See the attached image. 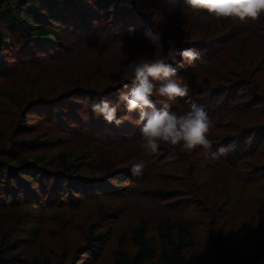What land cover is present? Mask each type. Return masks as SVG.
<instances>
[{"label": "trees", "instance_id": "1", "mask_svg": "<svg viewBox=\"0 0 264 264\" xmlns=\"http://www.w3.org/2000/svg\"><path fill=\"white\" fill-rule=\"evenodd\" d=\"M92 1L97 3L92 9H89L85 5L82 8L77 7L78 0H0V27L2 25L6 29L5 31L0 30V67L6 66L5 61L10 57L13 59L10 63H14L16 60L19 61L17 63L26 61L27 64L38 67L33 78L28 79L32 85L29 89L25 87L27 95L23 92L24 90H19L17 96L7 93L0 96V119L14 120L20 124L14 138L4 139L0 136V206L3 205L1 199L13 201L11 206L0 207V264H95L102 258L112 241H115V247L111 250L114 264H264V217L256 226L253 224L251 226L243 219L242 215H240L241 221L235 229V234L219 235L218 241H214L212 238L210 245L202 247L203 250H200L198 245L196 246L197 237L192 231L190 222L163 217L156 222L153 232L150 221L144 219L131 230H123L117 234L116 238H114V229L111 226L103 225V222L100 221H92L87 224L84 244L75 251V253L80 252L83 256L71 263L68 261L72 257V249L68 244L50 246L47 255L43 253L38 256L30 255L29 250L34 245L38 232L36 230L29 231L27 226L38 219L29 215L27 210L26 212L23 210L28 202L23 203L19 198V192L22 189L33 198L47 197L48 201L44 204L49 203L48 207H55L54 204L59 202L57 196L51 199L49 195L36 193L32 190V184L36 182L37 187L43 185L40 188L43 193L50 191V186L59 187L58 185L61 184L60 207L65 205L64 209L67 207L74 209L76 206L70 204L71 201H65L66 196L68 200H79L77 199L79 191L83 192L82 197H84L89 190H92L91 192L101 190L103 196H112L120 190L133 188L137 179L139 181L146 174L145 167L142 176L139 178L133 176L128 168H117L113 164V159L109 157L86 161L77 167H70L67 164L68 156L65 153L58 156L56 167V160H35V157L31 156V151L33 148L39 147L38 134L31 131V135L36 139L27 136L26 131L29 132L31 126L22 125L25 117L22 114L30 111L31 106L35 103L48 102L50 105H55L53 112L57 111L59 115H62L63 108L66 106V104H61L64 99L82 103L81 101H91L95 98L94 88L86 86L87 83L83 79L85 76L77 74L71 67L62 65L66 64L65 61L77 50L86 49L84 41L88 44L87 49L96 48V52L110 49L109 36L103 38L104 40L101 42L94 41L93 25L101 15H107L109 19L115 18L117 21L125 20L124 34H120L124 36L125 43L132 44V48L137 54L136 61L126 59L129 73L126 80H129L131 75L129 65L132 62L157 58L154 55V48L144 38L146 29L163 33L165 52L168 48L167 41L171 39L175 41L178 49L192 48L201 54L206 62H194V64L200 65L198 70H193L192 64L179 57L175 62L169 61V63H173V67L177 71L178 82L183 84H187L183 81L186 78L191 81V85L195 81L202 82L199 80L202 77L212 80L210 83L213 88L209 90L210 93L194 89L193 93L189 92V96L204 106L213 121L214 127L211 129L209 137L214 142L213 151L221 146L228 148L227 155L218 159V164L222 162L227 168L224 180L232 189L239 190L234 201L244 199L255 204L264 201V182H261L263 184L260 187L261 200L257 197L256 183L260 180L257 179L259 176L256 175V171L259 166L253 164L249 167L247 165L249 161L245 160L248 157L257 156L264 158V124H250V126L242 127L240 124L243 122L234 121L235 118L248 116L254 110L264 111V79L262 78L264 69L255 72V62L259 61L255 57H250V51L241 47L238 57H236V52H230L227 47L228 41L232 38L223 37L227 31L234 27L238 30L236 34L238 36L246 37V33H248L262 40L264 26L260 23H264V15L256 22L241 23L231 19V21L217 22L204 10L193 11L188 8L185 0H151L148 4H142L140 0H132L134 3L129 0ZM81 4L83 5V2ZM82 11L88 15L90 24L86 21L81 22L79 17L78 20L75 19L78 12ZM58 19L60 21L62 19L63 23L61 24L69 27V31L79 29L80 25L87 23L86 32L79 35L80 41L84 43L74 46L71 50L64 42L61 46L60 40H62L63 33L59 34L53 25V22ZM196 21L207 25L206 32L200 41L194 39L200 27ZM220 22H232L233 24L225 31V27L221 26L219 29ZM108 29L109 26L102 28L105 33H108ZM129 29H134V32L130 33ZM69 35H73L72 32ZM184 41L186 44H182ZM136 43H139L138 47ZM143 43L145 44L143 45ZM33 56H37V60L43 59L31 61ZM59 66H62L61 71L58 80H55L46 70ZM105 94L109 95L112 92L107 90ZM114 97L118 98V96ZM178 99L181 103L183 102V105L186 104L184 101L187 97ZM184 106L185 109L182 111H179L178 107L173 104L171 108L179 113L188 109L187 104ZM70 113L73 118H79L82 115L81 108L77 107L70 110ZM52 118H55V115ZM99 123L98 126L103 128V133L98 139L100 143H107L111 149H119V146H124V143L119 144V141L124 139V126H122L124 123L119 127L108 124L106 121ZM0 124L8 123L0 120ZM216 129L221 130L224 137L216 139L214 137ZM228 129L232 131L227 132ZM107 130L110 132L107 133ZM21 135L26 136L21 137ZM84 168H87L91 175H84ZM261 177H264V170L261 172ZM107 178L116 181L114 188L110 187ZM181 187L186 191L194 192L191 199L197 195L195 190L188 189L190 187L188 182ZM249 188H251L254 198L250 197ZM174 191H161L156 195L159 198H168ZM210 199L213 201L214 196ZM202 201L204 202L206 199H202ZM19 202L21 204L18 205ZM38 202L40 203L41 199ZM198 204L200 206V203L195 204L192 201L189 207L196 211ZM210 213L213 215V212L210 211ZM238 217L239 215H234L229 222L223 223L226 224L224 228L233 224ZM218 224H220L219 221ZM129 243L134 246L133 252L128 249ZM61 248L64 249L59 252ZM208 250L209 252L206 253ZM240 255H244V258L240 259Z\"/></svg>", "mask_w": 264, "mask_h": 264}, {"label": "rangeland", "instance_id": "2", "mask_svg": "<svg viewBox=\"0 0 264 264\" xmlns=\"http://www.w3.org/2000/svg\"><path fill=\"white\" fill-rule=\"evenodd\" d=\"M150 1L140 0L142 4H148ZM81 2H83V5ZM129 2L134 3L132 0H129ZM96 3V1L92 0H78L77 7L82 8L85 5L87 8L92 9ZM78 17L81 22L86 21L90 24L88 15L83 11L78 12L75 19L78 20ZM124 21V19L117 21L115 18L109 19L107 15H101L99 20L93 25L95 33L94 41L99 40L101 42L104 40L103 38L109 36L111 41L110 49L104 48L108 51L96 52V48L87 49L88 44L84 41L86 49L77 50L76 53H73L65 61L66 64L62 65L64 67H71L75 69L77 74L85 76L83 79L87 83L86 86L94 88L95 98L91 101H81L82 103L72 102L71 99H64L61 104H66V106L63 108L62 115H59L57 111L53 112L55 105H50L48 102L35 103L31 106L30 111L22 114V116H25L22 125L27 127L31 126V129L28 128L30 133L28 130L26 131L27 136L36 139L31 134L32 132L38 134L39 147H35L31 151V156L35 157V160H56V167L58 164V156L61 153H65L68 156L66 159L67 164L70 167H77L86 161H96L109 157L113 159V164L117 168H128L130 170L134 162L143 159L146 161V174L139 181L137 179L134 184L136 189H133L134 187L123 189L112 196H103L101 190H96L95 192L89 190L84 197H82L83 192L79 191L80 193L77 194V199L79 200H68L66 196L64 198L65 201H71L70 204L76 206L74 209L70 207L64 209L65 205L60 207L59 202L62 201L61 184L58 185L59 187L50 186V191L47 193H43L40 190L43 185L37 187L36 182L32 184V190L36 193L46 196L49 195L51 199L57 196V201L59 202L54 204L55 207H48L49 203L44 204L48 201L47 197L33 198L22 189L19 192V198H21L23 203L28 202L25 205L27 209L24 208L23 210L25 212L27 210L29 215H33L38 219L27 226L29 231L36 230L38 232L37 237L35 236V243L29 250L31 256H38L41 253L47 255L50 246L68 244L72 249V257L68 263L81 259L83 255L80 252L75 253V251L80 245L84 244L88 227L87 224L92 221H100L103 222V225L111 226L114 229V238H116L117 234L123 230H131L144 219L150 221L152 232L156 222L160 218L170 217L177 220L182 219L185 222L191 223L192 231L195 237H197L196 246L198 245L199 249L203 250L202 247L209 246L212 238L214 241H218L220 239L219 235L228 236L231 233L235 234V229H237L241 221L240 215L251 226L252 224L256 226L261 218L264 217V201L259 204L251 203L249 200L244 199L234 201L236 194L238 196L239 190L232 189L224 180L227 170L226 165L222 162L218 164L219 160L213 161L210 158L206 159L202 149L197 148L191 154L181 151L180 147H176L173 150L166 144H161L158 152L154 154L146 153L140 149L139 143L141 141V135L139 131L140 125L137 123L139 119L137 112L127 113L121 111L118 114L124 120V124L122 125L124 126V139L119 141V144L124 143V146H119V149H111V146L107 143H100L98 141L99 136L103 133V128L98 126V124L101 121L105 122V120L103 117L97 116L91 111V102L102 98L123 108L122 103L114 96H118L119 92L126 91L123 88L124 83L128 84L129 89L132 87L130 80H126L129 76L126 59H134L136 61L137 54L134 52L132 44L125 43L123 40L124 36L120 34H124ZM61 23H63L62 19L61 21L58 19L53 22V25L57 29L56 31L59 34L63 33L62 40H60L61 46L64 42L69 47V50H71L74 46L84 43L80 41L79 35L86 32L87 23L80 25L81 27L79 29H71L70 31L69 27L68 29ZM196 23L200 27L194 39L200 41L206 32L207 25L201 21H196ZM220 23L216 25L219 26V29L221 26L225 27V31L233 24L232 22ZM251 24L254 25V23ZM260 25L264 26V23L262 22ZM106 26H109L108 33L102 30ZM236 27L239 26L236 25ZM0 28H3L0 30H6L2 25ZM71 32L73 35H69ZM237 32L238 30L233 27L223 35L224 38H232L228 41V50L230 52L235 51L236 57H238V51L241 47L246 51H250V57H255L259 61L258 63L255 62L254 71L257 72L259 69H264V38L261 40L248 33H246V38L243 35H236ZM246 39L249 41L244 42ZM138 44L136 43V46ZM182 44H186V41L182 42ZM130 52H133V54H130ZM41 59L43 58L37 60V56H33L31 61H40ZM12 60V57L8 58L5 61L7 65L0 67V96L6 93L10 95L16 94L17 96L19 90H24L23 92L27 95L25 89H29L32 85L28 79L33 78L35 72L38 71V67L37 65L27 64L26 61L17 63L19 61L16 60L14 63H10ZM62 66L54 69L49 68L46 71L52 78L58 80ZM191 68L198 70L200 65L192 63ZM262 78L264 79V73L262 74ZM199 80L204 84L195 81L191 85V81H188L187 78L183 79L188 84L189 92L192 91L193 93V90L197 89L198 91H207L206 93H210L209 90L213 88V85L210 83L212 80L210 78L208 80L203 79V77ZM107 90H110L112 94L106 95ZM113 93L115 94L114 96ZM153 99L158 98L153 97ZM182 103L177 98L176 101L171 102V106L173 104L178 107L179 111H182L185 109L184 105H186ZM76 107L81 108L82 111V115L79 118H73L70 113V110L72 111ZM54 115L55 118H52ZM0 120L8 123L0 124V136L4 139L7 137L14 138L20 124L14 120ZM238 120L243 122V124H240L242 127L250 126V124L262 125L264 124V111L254 110L248 116H241L234 119V121ZM26 121H28V124H26ZM230 131L232 130H227V132ZM109 132L110 130H107V133ZM25 136L21 135V137ZM214 137L216 139L224 137L223 132L216 129ZM172 152L174 153L172 154ZM245 160L249 161L247 162L249 167L253 164L260 167L257 166L256 175L259 176L257 179L260 182H257L256 186L257 197L261 200L262 192L260 191V187L263 184L261 182H264V177H261V172L264 170V158L257 156L248 157ZM253 171L255 172V170ZM83 174L91 175L87 168H84ZM137 177L139 178L140 176ZM111 179L107 178L110 187L114 188L116 181ZM187 182L190 184L188 189L195 190L197 193L194 199H191L194 195L193 191H186L181 187ZM235 187L237 188V184ZM250 189V197L254 198ZM170 190L175 191L168 198H159L156 195L161 191L167 192ZM249 193L247 194L249 195ZM212 196H214L213 201L210 199ZM90 197L98 198L91 199ZM40 199L41 202L39 203L38 200ZM202 199H206V201L203 202ZM1 201L3 205L0 207L11 206V203H13L12 200L6 201L1 199ZM192 201L195 204L197 202L200 203V206L199 204L197 205L196 211L191 210L189 207ZM210 211L213 212V215ZM105 213L107 214L105 215ZM234 215H239L238 219L233 224H229L227 228H224L226 224L223 223L229 222ZM218 221L220 224H218ZM114 247L115 241H112L102 258L95 264H114L111 252ZM63 249L61 248L59 252ZM128 249L133 252L134 246L129 243ZM208 252L209 250L206 251V253ZM239 258H244V255H240Z\"/></svg>", "mask_w": 264, "mask_h": 264}, {"label": "clouds", "instance_id": "3", "mask_svg": "<svg viewBox=\"0 0 264 264\" xmlns=\"http://www.w3.org/2000/svg\"><path fill=\"white\" fill-rule=\"evenodd\" d=\"M185 4L193 11L204 10L217 22L229 19L241 23L256 22L264 15V0H185ZM129 31L132 33L134 29ZM162 37L161 31L145 30L144 38L154 48L157 58L142 59L129 65L132 87L129 89L128 84L124 83L126 91L118 95L123 108L100 99L91 102V111L117 127L124 123L118 115L121 111L137 112L141 135L139 147L146 153H157L160 145L166 144L173 150L180 147L181 151L188 154L200 148L205 158L213 161L225 157L228 148L221 146L213 151L214 142L209 137L214 124L208 112L189 96L188 85L178 82L177 71L173 63H169L175 62L177 57L190 64L206 61L192 48L178 49L171 39L167 41L168 48L165 52ZM153 97L158 99L154 100ZM185 97L188 109L180 114L173 111L171 102ZM145 167L146 161L141 159L131 165V174L142 176Z\"/></svg>", "mask_w": 264, "mask_h": 264}]
</instances>
